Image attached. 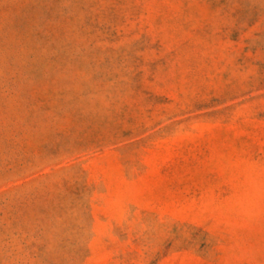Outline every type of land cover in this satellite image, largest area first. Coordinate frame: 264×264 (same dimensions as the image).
Returning a JSON list of instances; mask_svg holds the SVG:
<instances>
[{"label": "rangeland", "instance_id": "rangeland-1", "mask_svg": "<svg viewBox=\"0 0 264 264\" xmlns=\"http://www.w3.org/2000/svg\"><path fill=\"white\" fill-rule=\"evenodd\" d=\"M0 264H264V0H0Z\"/></svg>", "mask_w": 264, "mask_h": 264}]
</instances>
